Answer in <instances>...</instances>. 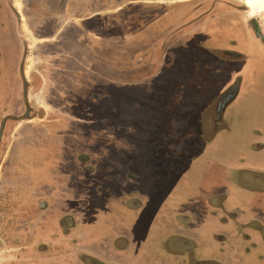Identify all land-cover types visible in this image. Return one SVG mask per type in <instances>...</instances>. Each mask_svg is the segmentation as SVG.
<instances>
[{
    "label": "rangeland",
    "instance_id": "374dc122",
    "mask_svg": "<svg viewBox=\"0 0 264 264\" xmlns=\"http://www.w3.org/2000/svg\"><path fill=\"white\" fill-rule=\"evenodd\" d=\"M126 1L0 0V4L6 9L11 21L10 33L6 35V39L12 44L3 54L0 49V61L6 62L7 72H10L7 73L8 76L6 75L7 83H10V78L13 76L12 70L20 73L22 82L16 96L12 95L10 98L16 102L8 103L7 111L0 115V124L10 117L2 133L1 143L4 148L0 150V264H29L31 260L42 258L41 256L45 254L47 239L48 242L55 239L53 245L52 242L49 244L50 251L61 258L68 259L71 264H77L74 259L80 261L88 259L89 264H99L89 256L83 258L85 255L79 252L77 245H72L67 241V231L58 229L61 227L59 218L54 217V227L58 230H50L51 240L47 236V230H36L37 220L34 219V211L31 209L34 203L31 201L38 198L42 207L46 195L49 196L52 190L58 197L59 193H62V188L68 190L70 196L77 193L83 194L85 191L86 201L91 207L100 204L103 208L99 213L104 216H98L96 212L94 214L97 216L96 220L101 218L99 231L107 239L113 233L114 227H111L112 220L107 217L110 209L106 203H109L110 199L120 200L121 195L115 193L109 197L105 194V198L108 199L104 201L103 198V201H100L98 194H101L103 189H107L104 185L112 180L115 182L114 179L117 177L115 174L119 175L120 179L124 178V175L126 178H131L132 169L128 168L130 173L126 172L124 164V169L121 170V165L116 162L119 158L113 155L115 150L111 146H106L104 149L106 153L104 157L102 156L103 160L106 159L105 165L100 164V157H98L95 170L85 169L84 174L79 170L81 164H78L72 152L69 153L68 165L60 168L70 177L66 173L63 175L62 170H59L55 171L53 181L58 179L70 181L71 187L54 188L56 186L51 184L46 186L44 172L35 177L39 178V181L41 178L43 182L39 186L33 184L35 181H31L29 165L21 160L27 156L20 155L21 142L16 140L15 136L20 134L23 136L30 130L46 132V119L40 120L36 116L42 114L45 116L48 112L52 114L54 108L46 106L42 99L46 98L44 91L41 92V89H45L46 86L42 79L43 76L39 75L41 84L34 92H30L29 82L25 83L23 71L25 70V74L30 76L31 59L29 57L33 55L30 51L33 50L35 40L31 28L33 31L37 26V34L44 39L46 35H58L64 23L66 25V22L70 20L71 36L80 34L86 40L87 45L91 46V49H82L79 60L73 66L72 64L69 66L68 75L65 77L67 80L54 85L50 80L56 79L57 81L58 75L55 71H47L50 81L47 99L56 107L60 104V111L64 110V120L68 122L66 124L68 139L71 144L75 143L71 147L78 151L79 155L83 151L82 143L86 141L92 143L91 146L95 151H99V144L94 143L100 141L101 138H108L110 134H114L124 143V139L127 138L130 143H126L128 146H123L129 147L128 155L131 160L135 155L137 157L136 162H139V166L137 165L136 173L144 174V179L148 181L146 188L153 189L158 180L169 176L167 175L169 172L170 174L190 172V156L195 152H200L203 147L196 141V118L204 112L211 96H208L207 91L202 89H206L205 85L213 80L222 82L218 79L222 76L221 69L212 68L205 54L210 45L204 38L196 35L183 38L181 43L175 42L174 36L181 31L178 26L182 22L170 18L172 24L169 28L165 27V33H162V37L160 36L163 41L159 42L157 38L161 30L156 31L153 30L154 27L142 26L149 20L158 18L162 10L143 9L146 5L142 3V0H135V3L131 5L125 4ZM204 1L182 0L181 3ZM228 1L245 4L264 35V3L262 0ZM118 5H120L118 10H114ZM111 7L114 8L110 9ZM10 9L15 11V15ZM183 18L184 16L180 17V20ZM17 19L23 23L22 35L25 50L19 43ZM173 22L176 25H173ZM171 40H173L172 44ZM29 44H32V47H29ZM158 45L160 54L159 50L155 52V46ZM143 48L145 60L138 66H131L132 53L134 52L136 63L140 61L138 57ZM41 54L44 55L43 52ZM39 62L38 64L45 66L42 61ZM16 82L19 84V79H16ZM200 86L203 87L200 88ZM57 90L62 92V96ZM62 100L70 103L69 106L62 107ZM30 103L34 105L30 106ZM256 103L258 104L257 106L253 104L255 106L253 109L248 104V108L244 104L233 109L232 114L234 116L243 115L242 118L231 116L225 118L226 124L230 125L229 129L226 125V130L223 129L224 131L219 133V139H222L220 144L224 142L225 149L231 148L235 135H242L246 138L245 143L248 142L247 144L255 142L259 134L263 135L264 122L260 118H254L253 122L249 123L245 117V114L248 116L264 114L263 103L259 101ZM172 114L188 115V117L185 121L177 122L173 118L169 119V115ZM4 116L7 117L4 118ZM73 116L80 120H71ZM121 127L129 129L122 132ZM59 132L55 131L57 135ZM222 133L224 134L221 135ZM131 145L135 146L133 150L130 148ZM216 145L213 147L215 151L213 153L215 154L214 162L218 163V158L216 159L218 152L223 151L219 150ZM23 151L24 148L21 152ZM257 162L254 168L264 169V153ZM134 179L138 180L136 177ZM77 182L80 186L76 185ZM147 203L151 204V200ZM60 205L69 207V204L64 202L63 204L60 202ZM70 205L71 209L75 208L74 212L80 210L78 205L74 203ZM87 209L81 208L80 212L87 213ZM150 210H152L151 207L140 210L142 212H139L137 220L133 219L138 226L136 230L139 232L144 225L142 222L146 223L149 220ZM52 233H54V238H52ZM61 238L65 240L63 245ZM213 246L212 255L218 252L219 248V245L215 243ZM203 247L201 244L199 250H195L194 255H210L204 249L202 250ZM251 254L253 255L254 252ZM163 259L164 256L158 261Z\"/></svg>",
    "mask_w": 264,
    "mask_h": 264
},
{
    "label": "crops",
    "instance_id": "0c3cea01",
    "mask_svg": "<svg viewBox=\"0 0 264 264\" xmlns=\"http://www.w3.org/2000/svg\"><path fill=\"white\" fill-rule=\"evenodd\" d=\"M153 1L142 0V3L146 5L143 9L158 11L161 9L163 13L164 9L170 11L169 9H173L182 0ZM134 3L135 0L125 2L127 5ZM119 7L120 5L114 10H118ZM162 13L158 18L151 19L141 26L145 28L154 27L156 31L157 28L162 30L161 28L169 26L170 24L166 25L165 14ZM69 21L66 22V25L64 23L62 30L59 33L57 32L58 35H46L44 39L37 34V26L33 31L31 28L35 40L33 50L30 51L33 55L29 57L31 59L30 76L28 77L25 74V70L23 74L29 82L30 92H34L39 88L41 84L40 76H43L41 78L45 81L46 86L45 89H40L42 93L44 91L46 98L42 99H44L46 106L54 109H52V114L48 112L45 116L44 114L36 116L40 120L46 119V132L30 130V132H25L23 136L22 134L15 136V139L21 142L20 155L27 156L21 160L28 163L32 177L31 181H35V183L32 181L34 185L39 186L43 182L41 178L39 181V178L35 177H37V174L44 172L46 186L51 184L56 186L54 188L58 186L69 188L71 187L70 181H61L60 179L53 181L56 175L55 171L62 170L63 175L66 173L60 167L68 165L69 153L72 152L75 160H78V164H81L79 170L84 174L83 171L88 170L86 164H91V167H89L91 171L95 170L97 166L96 158L98 157H100V164L105 165L106 159L103 160V155L106 151L104 152V149L106 146H111L115 150L113 155L120 159L116 162L121 165V170L124 169V164L125 169H127L126 172L130 173L128 168L132 169L131 178H126L124 175V178L120 179L119 175L115 174L117 176L114 179L115 182L112 180L114 183L109 182L104 185L107 189H103L102 193L98 194V196L100 195V201H103V198L104 201L108 199L105 198V194H108L109 197L115 193L121 195L119 196L120 200L110 199V202L106 203L110 209L107 212V217L112 220L111 227H114L113 233L107 239L99 231L101 218L96 220L97 216L95 215L104 216L99 213L103 209L101 205L97 204L91 207L89 202L86 201L87 193L85 191L83 194L77 193L78 195L72 194L73 196H70L68 190L63 188L62 193H59V197L54 190L48 194L49 196L46 195L42 207L36 195L34 196L36 199L31 201L34 203L31 209L34 211V219L37 220L36 230H47V236L50 237V230L59 229L54 227V217L60 218L63 215H70L68 218L72 220L71 226L73 225V229H71L72 231L68 230L66 233L67 241L72 245H77L79 252L85 255L83 258L89 256L99 264H191L192 262L194 264H264V169L254 168L258 163L257 161L261 159V154L264 153V133L263 135L259 134V138L250 144L245 143L246 138L242 135H235L231 148L225 149L224 142L222 145L220 144L222 139H219V133L226 130V125L229 129V123L226 124L225 121L224 130L221 129L212 140L207 142L201 138L202 135L199 136L201 134L199 131L200 125L196 122V141L203 147L200 152H196L190 158V172H180L179 174L174 172L170 174L169 172V174L167 173L169 176L158 180L153 189L146 188L148 181L144 179V174L136 173L139 162H136V155L133 160L128 155L130 153L129 147H124L130 143L127 138L124 139L125 143L114 134H110L108 138H101L100 141L94 143L95 145L99 144V151H95L91 146L92 143L86 141V146L83 143V151L79 155V152L71 147L75 143L72 142L71 144L68 139L69 133L65 125L68 122L65 121L66 119L64 120V110L61 109L62 111H60L59 107L50 104L47 99L50 81L55 85V83L67 80L65 77L68 75L71 62L75 63L79 60L82 49H91V46L87 45L86 40L80 34L74 37L71 36ZM10 26L11 21L8 18V13L5 8L0 6L1 54L7 52V48L12 45L6 39V35L10 33ZM17 26L19 43L23 45L25 50L21 20L17 19ZM50 36L51 38H48ZM157 40L161 42L160 35H158ZM74 46L79 48L71 50L70 48H75ZM29 47H32V44H29ZM42 52L44 55L41 54ZM139 57L140 61L135 63L133 52L130 65L138 66L145 60L143 55H139ZM41 61L45 66L38 64ZM47 71L57 73V82L56 79L49 81ZM244 75L245 79L243 81L250 82L246 79L250 75L248 73ZM60 92L58 93L61 96L62 92ZM247 104L249 107L251 106V109L255 107L252 103H246V107ZM237 106L229 108L231 110L226 118L229 116L243 117V115L234 116L232 114L233 109ZM245 117L249 123H252L254 118H260L264 122L263 113L261 116H248L245 114ZM31 118L30 121H32ZM76 118L73 116L70 119L75 121ZM261 121L259 122L262 123ZM60 128L64 131L59 132L57 135L54 131H59ZM128 129L127 127H121L120 131L124 132ZM1 139L0 150L2 151L4 146ZM215 144H217L216 147L219 150L223 151L218 152L219 155L216 157L218 163L214 162L215 154L213 152L215 151L213 147ZM134 147L131 145V150ZM22 148H24L23 152H21ZM85 158L86 161H84ZM251 164L252 166H250ZM135 177L138 180H135ZM167 182H171L168 189L165 192L161 191L159 189L161 184ZM76 185L80 186V183L77 182ZM117 186H119L118 189ZM82 189L84 190V188ZM70 200L71 203H69ZM149 200H151V204L147 203ZM100 201L99 203H102ZM60 202L62 204L63 202L68 203V209L65 205L61 206ZM73 203L78 205L80 210L81 208L83 210L88 208L87 213L80 212V210L74 212L75 208L71 209L70 205ZM149 207L152 208L149 211V220L146 223L142 222L144 225L139 232L136 230L138 226L133 222V219L137 220L139 212H142L140 210ZM94 212L96 213L94 214ZM52 234V238H54V233ZM49 239L51 240V237ZM46 241L45 254L41 256L42 258H38L39 260L37 258L31 260L29 264H71L68 259L61 258L48 248L51 242L53 245L55 239L51 242H48V239ZM61 241L63 245L65 240L61 238ZM213 243L219 245V248L218 252L212 255ZM201 244L204 246L202 250L204 249L210 255H194L195 250H199ZM252 252H254L253 255ZM163 256L164 259L158 261ZM74 260L77 261V264H89L88 259H83V261Z\"/></svg>",
    "mask_w": 264,
    "mask_h": 264
},
{
    "label": "flooded vegetation",
    "instance_id": "af4514ba",
    "mask_svg": "<svg viewBox=\"0 0 264 264\" xmlns=\"http://www.w3.org/2000/svg\"><path fill=\"white\" fill-rule=\"evenodd\" d=\"M169 10L164 9L163 12L165 14L164 20L166 25L170 24L167 28L171 26V20L182 22L178 26L181 31H179L178 35L174 36L175 42L179 41L181 43L183 38L189 35L204 38L210 45L205 52L207 59H209V64L215 69L219 67L222 72L221 78H218L222 82L213 80V82L205 85L206 89H202L206 90L209 94L208 96L211 97L209 103L205 106L204 112L196 118V122L200 125L201 138L209 142L223 129L226 115L231 110L229 109L231 106L246 103H252L257 106V101L262 102L264 106V35L261 33L259 25L245 4L228 0H205L200 3H178L173 9ZM10 11L14 13L12 9ZM182 16L184 18L180 20ZM161 29L159 35L162 37V33H165L166 28ZM158 30L159 28H157ZM172 41H170L171 44ZM74 47V49L79 48L77 46ZM159 48V45L155 46V52ZM81 51L80 54L82 55ZM143 53L144 48L140 52V55H143ZM158 53L160 54V50ZM140 57L138 58L139 60ZM5 64V61L0 63V115L7 111L6 107L8 103H12V101L16 102L10 98L12 95L16 96V92L22 83L20 73L14 70H12L13 72L11 71L13 76L10 78V83L6 82L7 73L10 72H7ZM71 64L73 66L75 63L71 62ZM212 72L214 73V71ZM245 73L250 75L249 78H246L250 82L243 81ZM16 79H19V84L16 82ZM25 83H27V80ZM200 95L203 96L202 93ZM62 102V107L64 108L70 104L65 103L64 100ZM58 105V107L61 106L60 104ZM169 116V119L173 118L177 122L185 121L188 117V115L182 114H172ZM9 118H6L5 122L0 124V138H2L3 129L7 121L10 120ZM59 131L62 132L64 130L60 128ZM195 153L190 157H193ZM86 160L85 158L84 161ZM90 165L86 164L85 166L89 168L91 167ZM170 183L161 184L159 189L165 192ZM68 216L70 215H63L59 218L61 225L59 229L62 231L68 232V230L73 229V225L71 226L72 220Z\"/></svg>",
    "mask_w": 264,
    "mask_h": 264
},
{
    "label": "bare ground",
    "instance_id": "6f19581e",
    "mask_svg": "<svg viewBox=\"0 0 264 264\" xmlns=\"http://www.w3.org/2000/svg\"><path fill=\"white\" fill-rule=\"evenodd\" d=\"M262 2L264 3V0H262Z\"/></svg>",
    "mask_w": 264,
    "mask_h": 264
}]
</instances>
